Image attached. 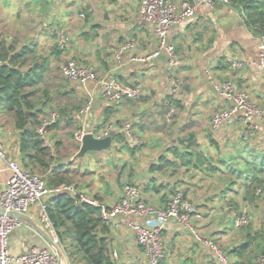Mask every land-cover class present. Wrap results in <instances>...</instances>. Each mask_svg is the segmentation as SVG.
Wrapping results in <instances>:
<instances>
[{"label":"crops","instance_id":"crops-1","mask_svg":"<svg viewBox=\"0 0 264 264\" xmlns=\"http://www.w3.org/2000/svg\"><path fill=\"white\" fill-rule=\"evenodd\" d=\"M183 1L175 0V3L180 5ZM190 1L197 5L196 16L190 22L173 28L169 35V42L174 45L178 56L174 73L183 82L177 98L170 93L168 58L164 52L146 63L130 59L131 54L147 56L158 50L153 26L138 17L141 0H56L57 7L42 16L41 22L26 28V36L20 30L13 32L7 21L9 13L5 11L4 1L0 0V42L14 45L17 51L29 46L35 55L49 59L50 67L45 73L49 93L42 95L41 107L45 114L67 110L69 116L61 117L59 113L60 123L52 128L56 162L63 166V170L77 171V178L86 185L85 194L111 207L122 196L123 187L133 184L141 189L144 201L156 209H165L174 192L182 190L195 204L193 223L197 230L215 240L231 262L236 257L229 252L249 243L250 238L260 232L241 258L242 264H255L259 252L264 251V194L258 197L255 190L259 186L264 189V181L250 183L235 175L231 176V181L224 178L226 173L221 157L211 152L207 157L212 159V164L205 161V165L199 168L183 166L173 148L190 147L202 154V149L209 145L217 146L218 154L224 153L229 146L236 149L239 137L242 139L243 123L240 119L232 120L219 130L211 127L212 115L229 105L215 92L211 77L215 81H233L248 91L257 103L263 104L264 72L257 65L263 37L250 30L242 13L230 4L210 8L202 0ZM56 19L61 20L58 25L53 24ZM40 23L41 29L38 27ZM59 26L67 31L70 42L66 50L55 55L57 37L54 30ZM11 32L20 34L18 42L13 40L10 43L8 37L12 36ZM131 39L135 40L133 51L117 61L116 50ZM71 58L93 67L98 78L141 84L145 89L144 95L138 100L109 103L102 97L97 82L83 86L65 77L62 68L63 77L57 75L59 72L55 65ZM234 61L241 65L234 66ZM91 100L94 103L89 113L81 114L80 109H76ZM95 103L97 108L94 109ZM171 105L176 112L169 115ZM108 106H113L114 113L104 127L103 111ZM30 114L27 112V117ZM126 123L132 125V132L140 140L134 151V146L118 144L114 137L111 151L94 152L100 169L92 170L78 163L81 146L74 138L69 139L68 132L80 128L98 132ZM7 131L9 135L0 128V138L6 145L8 158L19 161L23 166L19 147L21 132L14 127ZM246 142H249L250 150L264 151V125ZM69 143H72L73 150L69 149ZM107 154L111 155L113 164L104 163ZM168 161L177 165H170ZM155 165L163 167L154 169ZM9 177L10 170L4 164L0 167V189ZM241 209L248 211L250 224L237 228L234 226L235 216ZM35 212L32 208L29 215L37 220ZM136 221L138 219L132 216H119L107 224L106 233H100L106 238L108 254L114 264H150L130 227ZM163 239L165 258L162 264H218L214 253L202 246L193 233L176 220L171 219L164 224ZM46 244L30 225L22 223L10 237L9 251L17 257L33 245Z\"/></svg>","mask_w":264,"mask_h":264},{"label":"built area","instance_id":"built-area-1","mask_svg":"<svg viewBox=\"0 0 264 264\" xmlns=\"http://www.w3.org/2000/svg\"><path fill=\"white\" fill-rule=\"evenodd\" d=\"M202 3L210 8H217L215 0H202ZM229 4V0H225ZM197 13V5L190 0L183 1L180 5L175 0H141L138 17L154 28L158 39V50L147 56L132 55L135 40L131 39L122 44L115 52V59L120 61L126 53H130V59L138 63H146L153 57L164 52L167 55V72L169 75L170 93L177 98L182 89L183 82L175 75L174 69L178 64V56L173 44L169 42V35L173 28L190 22ZM82 17H85L82 14ZM57 37V46L64 51L69 45L70 37L64 28L54 30ZM2 61L0 60V65ZM241 63L234 61V66ZM258 68L264 72V37L259 45ZM63 73L71 81L87 85L97 82L102 90V97L111 104L122 100H138L144 95L141 84H126L119 80L98 78L95 69L85 63L71 58L63 65ZM215 92L229 105L214 113L211 118L213 130H219L225 124L234 119H240L243 123L242 139L249 141L259 133L264 125V103H257L252 95L239 88L231 80L215 81L211 77ZM93 100L80 109L81 114L89 113L93 108ZM169 115L176 112L173 105L170 106ZM40 116V124L37 132L43 140V146L55 153V144L51 137L52 125L60 119L59 113L51 111L47 117ZM117 132H122L131 146H137L140 140L132 132V125L126 123L122 126H109L100 131L85 128L77 129L73 133L74 141L81 146L88 133L97 139H103L110 135L115 137ZM8 165L10 177L3 188L0 189V209L6 212L30 213L35 208V217L39 224L50 232L59 242L53 225L47 214L48 199L57 194L70 193L78 195L81 202L97 206L105 224H110L119 217H135L130 227L135 234L137 243L145 250L150 264H162L165 258V245L163 239L164 224L173 219L186 229L190 230L195 239L204 247L210 249L218 264H232L225 250L213 239L203 236L193 223L195 204L185 193L177 191L167 203L165 209H156L142 198L141 189L133 184L123 187L122 196L111 206L99 202L96 198L83 192H77L75 185H62L50 188L39 175L25 169L21 163L8 158L5 143L0 138V167ZM256 196L263 194V187L255 190ZM32 217V216H31ZM33 218V217H32ZM152 218V219H151ZM145 219L147 221H145ZM235 226L243 228L250 224V216L246 209H241L235 216ZM22 223L16 219L0 216V264H60L56 251L49 244L33 245L27 252L20 256H13L9 251V240L14 230ZM255 264H264V253L257 256Z\"/></svg>","mask_w":264,"mask_h":264},{"label":"trees","instance_id":"trees-1","mask_svg":"<svg viewBox=\"0 0 264 264\" xmlns=\"http://www.w3.org/2000/svg\"><path fill=\"white\" fill-rule=\"evenodd\" d=\"M215 2L217 6L226 5L225 0H215ZM229 4L242 13L245 25L250 30L264 37V0H229ZM61 52L62 50L56 46L53 53L59 55ZM0 60L2 61L0 65V113L13 114L14 128L21 132L19 147L23 167L30 168L31 172L40 170L42 174H46L44 181L50 188L73 184L77 192L84 193L74 180L77 171L63 170V166H59L56 162V154H52L51 150L43 146V140L37 132L40 124L38 118L43 113V108H36L33 98L45 81V73L50 67L49 59L35 55L29 46L17 51L14 46L0 42ZM44 93L48 95L49 91L46 89ZM76 109L81 108L76 107ZM27 112H31L30 117H27ZM59 113L61 117L69 116L66 109H60ZM113 113V106L105 107L102 126L105 127L110 122ZM59 123L58 120L51 128L58 126ZM115 141L118 144L129 146L122 132L115 134ZM137 146H134L132 151ZM173 153L183 166L193 165L199 168L205 165V161L208 165L212 164L210 157L190 147L184 149L174 147ZM260 153L253 155L252 161L247 160L246 170L242 171L235 167L229 169L235 176H242L245 181L253 183L258 180L262 183L264 181V151ZM169 164L177 165L176 162H169ZM236 165L238 166L239 163ZM154 167V169H162L163 166L155 165ZM251 170L255 176L250 177L249 173L253 174ZM257 174H260V177H257ZM47 214L70 264H114L108 254L106 238L100 234L106 233L108 228L97 206L81 202L78 195L61 193L48 199ZM259 236L260 232H256L250 238L249 243L233 248L229 254L236 257V260L231 263L242 264L241 258L249 250L252 241Z\"/></svg>","mask_w":264,"mask_h":264},{"label":"rangeland","instance_id":"rangeland-1","mask_svg":"<svg viewBox=\"0 0 264 264\" xmlns=\"http://www.w3.org/2000/svg\"><path fill=\"white\" fill-rule=\"evenodd\" d=\"M3 1L5 4V6H4L5 11H7L9 13V15L7 16L8 25L10 27H12L13 32L16 30L22 31L24 36H26V33H25V31L27 30L26 28H28L33 23L41 22V20L43 18L42 16L47 14L49 12V10L53 11V9L57 7L55 5L56 0H3ZM52 1H54V2H52ZM56 20H58V21H56ZM56 20H53V24L58 25V23L61 20L60 19H56ZM42 23H40L38 26V27H40V29L42 27ZM56 28H63V27L59 26ZM13 32H11L12 36L8 37L11 44H12L13 40H17V42H18L19 41L18 39L21 38L20 34L13 35L12 34ZM0 36H1V34H0ZM0 40H2V39H0ZM12 46H14V45H12ZM58 63L55 65L56 70L59 72V74H57V75L63 77V75L61 74V68H63V65L66 63V61L65 62L59 61ZM47 88H48V86H47V80H46L40 86V89L37 92V95L33 98V101L36 105V108H40L42 106L43 99H44L42 97V95L45 94L44 90ZM55 112L58 113V111H55ZM41 115L46 118L48 113L47 114L42 113ZM38 120L40 121L39 118H38ZM12 127H14L13 114L3 113V112L0 113V128H3L4 133L9 135L7 133L8 132L7 129H9V128L11 129ZM75 131L76 130H74V131L72 130L71 132L67 133L69 139L73 138L72 134ZM248 143L249 142L243 141L241 139V137H239V141H238V145H237L236 149H232V147L229 146L224 153L218 154L217 146L209 145L206 148H203L202 151H203L204 155H206V156H209V152H211L214 155L215 154L220 155L221 165L223 166V171L226 173L224 178L231 181L232 180L231 176L233 177L235 174L232 173L231 171H229L228 168L235 167V168H239L242 171H244L248 168L247 160L252 161L253 155L261 154L260 152H255L254 150H250ZM68 147H69V149L73 150L72 143H69ZM109 151H111V150H109ZM111 154H116V153L112 152ZM115 156H118V153ZM240 158H245V159L240 160ZM77 160H78V163L84 165L83 167L91 168L92 170L100 169V166L98 164V159L96 158V154L94 152H88V153H86V155L84 157L77 158ZM235 162L239 163V165L237 166L235 164ZM104 163H107V165L113 164L111 155L107 154L106 156H104ZM251 168H252V166H251ZM26 169L31 170L30 168H26ZM32 171L35 174L42 177L43 179L46 178V174H42V172L40 170H32ZM251 172L253 173V170H251ZM249 175H250V177H252V174L249 173ZM74 180H75V182H77L79 184L80 190L84 191L85 185L83 184V182L80 181V179L77 178V176H76V179H74ZM263 194H264V189H263ZM234 226H235V224H234ZM261 253H264V251L259 252V254H261Z\"/></svg>","mask_w":264,"mask_h":264},{"label":"water","instance_id":"water-1","mask_svg":"<svg viewBox=\"0 0 264 264\" xmlns=\"http://www.w3.org/2000/svg\"><path fill=\"white\" fill-rule=\"evenodd\" d=\"M97 108V104H94V109ZM114 142V136L110 135L103 139H97L93 136V134L88 133L83 141V144L80 147L78 157L82 158L88 152H100L105 150H111ZM0 216H7L13 219L18 220L21 223L28 224L32 227V229L39 234L53 249L56 251L60 264H70L63 248L56 241L55 237L48 232L45 228H43L37 220L32 218L30 215L22 213V212H6L0 209Z\"/></svg>","mask_w":264,"mask_h":264}]
</instances>
